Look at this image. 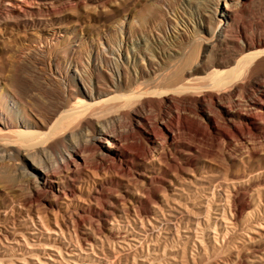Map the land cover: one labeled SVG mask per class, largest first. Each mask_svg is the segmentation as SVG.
<instances>
[{"label":"bare ground","instance_id":"6f19581e","mask_svg":"<svg viewBox=\"0 0 264 264\" xmlns=\"http://www.w3.org/2000/svg\"><path fill=\"white\" fill-rule=\"evenodd\" d=\"M173 13L185 29L169 43L133 42L132 58L126 31L112 27L122 39L111 55L124 64L107 57L108 77L95 68L102 53L84 56L88 65L75 62L50 107L29 108L20 83L2 89L0 154L24 173L8 181L14 201L61 216L56 227L80 250L95 254L94 237L124 228L144 250L158 233L202 226L220 205L228 223L223 243L216 228L213 252L227 235L264 238V0H204ZM38 218L40 231L58 232ZM115 253L102 264H120ZM215 264H264V248Z\"/></svg>","mask_w":264,"mask_h":264},{"label":"rangeland","instance_id":"374dc122","mask_svg":"<svg viewBox=\"0 0 264 264\" xmlns=\"http://www.w3.org/2000/svg\"><path fill=\"white\" fill-rule=\"evenodd\" d=\"M202 2L204 0H0V77L5 82L0 83V99L3 98L2 89L11 90V87L13 91L20 83V92L29 108L50 107L67 89L68 76H72L75 62L88 65L84 56L88 57L91 52L102 53L95 68L97 73L108 77L112 71L106 68L107 57L124 64L125 58L111 55L115 40L122 39L115 36L112 27L126 31L121 42L130 49L129 57L132 58L136 50L133 42L154 43L157 38L169 43L176 32L185 29L173 12L197 10ZM0 155V208L13 206V202L16 205L7 218L0 215V230L8 236H0V264H102L106 259L103 257L113 251L122 254H117L120 264H191L194 258H202L203 264H215L238 254L245 255L253 247L264 248V238L252 235L248 239L238 232L227 235L225 239L229 244L225 250L213 252L216 232L220 231L223 243V231L228 223L220 205L211 211L210 219L205 213L202 215V226L192 224L190 231L172 237L166 236L165 232L158 233L144 250L134 241L138 235L132 228L122 229L116 233V239H108L109 242L106 237H94L95 254L89 246L80 250L67 233L62 235L56 227L65 222L61 216L42 208L30 211L29 207L14 201L19 192L12 184L22 182L24 173L21 168H16V161ZM8 181L13 183L8 185L11 183ZM39 214L58 232L40 231ZM204 227L208 234L203 237ZM126 241L133 242L132 247L124 245L126 247L120 249L119 244Z\"/></svg>","mask_w":264,"mask_h":264}]
</instances>
